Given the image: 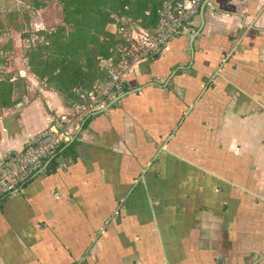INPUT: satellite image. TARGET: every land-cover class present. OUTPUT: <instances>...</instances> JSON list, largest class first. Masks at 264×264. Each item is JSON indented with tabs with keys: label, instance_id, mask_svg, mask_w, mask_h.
<instances>
[{
	"label": "crops",
	"instance_id": "obj_1",
	"mask_svg": "<svg viewBox=\"0 0 264 264\" xmlns=\"http://www.w3.org/2000/svg\"><path fill=\"white\" fill-rule=\"evenodd\" d=\"M133 67L73 154L0 197V264H264V0H203ZM19 76L0 159L73 108Z\"/></svg>",
	"mask_w": 264,
	"mask_h": 264
},
{
	"label": "trees",
	"instance_id": "obj_2",
	"mask_svg": "<svg viewBox=\"0 0 264 264\" xmlns=\"http://www.w3.org/2000/svg\"><path fill=\"white\" fill-rule=\"evenodd\" d=\"M24 1L31 12H40L52 2ZM55 1L61 14L55 27L40 25L28 30L17 26L16 29L21 31L20 39L25 43L23 58L28 73L71 108L82 104L79 92L94 90L108 79L107 64L118 67L129 59L133 32L157 34L159 10L163 4L177 0ZM6 26L9 24L0 19V37ZM7 50L5 45L0 46V54ZM6 60L7 57L0 55V110L15 106L21 100L14 98V92L19 78L23 77L3 71L1 65ZM75 145V141L68 146L63 144L44 171L57 165L60 154H73Z\"/></svg>",
	"mask_w": 264,
	"mask_h": 264
},
{
	"label": "built area",
	"instance_id": "obj_3",
	"mask_svg": "<svg viewBox=\"0 0 264 264\" xmlns=\"http://www.w3.org/2000/svg\"><path fill=\"white\" fill-rule=\"evenodd\" d=\"M202 2L177 0L163 4L158 12L159 28L155 36L143 30L133 32L129 59L118 67L107 64L108 79L94 90L78 93L81 105L58 115L48 127L28 140L21 153L0 159V197L22 194L25 185L35 175L44 174L43 163L56 157L60 147L70 141L74 124L118 97L126 70L158 55L170 41L185 31L198 15ZM6 55L1 53V56Z\"/></svg>",
	"mask_w": 264,
	"mask_h": 264
},
{
	"label": "rangeland",
	"instance_id": "obj_4",
	"mask_svg": "<svg viewBox=\"0 0 264 264\" xmlns=\"http://www.w3.org/2000/svg\"><path fill=\"white\" fill-rule=\"evenodd\" d=\"M60 17V10L55 0H52L48 7L40 12H31L27 2L24 0H0V19L5 24H9L0 41V46L5 45L8 49L7 51H3V53L7 54V60L1 65L3 71L17 77L19 73L23 72V67L26 68L25 59L23 58L25 43L20 39L21 31L16 29L17 26L28 30L31 27L34 28L40 25L53 28L58 24ZM109 28L113 29L111 26ZM147 60L144 59L142 61ZM132 68L134 67L132 66ZM131 69L128 68L126 74ZM28 87L29 84L27 81L19 78L14 92V98H21L23 95L32 96L34 93L33 90H29V94H27Z\"/></svg>",
	"mask_w": 264,
	"mask_h": 264
},
{
	"label": "water",
	"instance_id": "obj_5",
	"mask_svg": "<svg viewBox=\"0 0 264 264\" xmlns=\"http://www.w3.org/2000/svg\"><path fill=\"white\" fill-rule=\"evenodd\" d=\"M218 264H221L222 263V260H218V261H216Z\"/></svg>",
	"mask_w": 264,
	"mask_h": 264
}]
</instances>
